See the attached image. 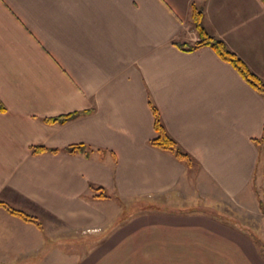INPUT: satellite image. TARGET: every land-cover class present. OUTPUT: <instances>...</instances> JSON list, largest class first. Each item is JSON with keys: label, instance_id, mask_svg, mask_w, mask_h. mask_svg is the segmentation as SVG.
<instances>
[{"label": "crops", "instance_id": "obj_1", "mask_svg": "<svg viewBox=\"0 0 264 264\" xmlns=\"http://www.w3.org/2000/svg\"><path fill=\"white\" fill-rule=\"evenodd\" d=\"M192 5L264 83L261 0H0V203L40 224L0 207V264H264L246 223L190 208L264 204V96L179 48L200 40ZM151 106L192 169L149 144Z\"/></svg>", "mask_w": 264, "mask_h": 264}, {"label": "trees", "instance_id": "obj_2", "mask_svg": "<svg viewBox=\"0 0 264 264\" xmlns=\"http://www.w3.org/2000/svg\"><path fill=\"white\" fill-rule=\"evenodd\" d=\"M264 4V0H261ZM191 19L193 22L194 29L196 33L198 34L200 40L196 42L193 45H188V44H181L179 45V48H181L184 51H195L201 47H210L214 50V52L217 54V56L223 60L226 63H229L235 71L243 78V80L249 84L257 93L261 94L264 96V83L262 82L261 79H259L256 75H254L248 68L247 66L240 60L235 54L230 52L225 44L210 36L205 28L201 24V19H202V12L198 8H196L194 5L191 6ZM0 111H4L3 105L0 103ZM151 111L153 113V118H154V130L156 133V137L149 142V144L157 148L161 151L169 152L171 153L178 161L182 162L185 164L189 169L193 168V163L189 156L182 152L180 148L177 146L175 141L169 137L167 134L159 113L157 109L153 106H151ZM82 115L81 113H73V114H68L56 118H46L44 119V122L47 124H65L68 121H71L78 116ZM261 141H264V125H263V136ZM256 143H259V141H256ZM64 151L68 154H84L86 157L88 156L89 148H87L84 145H74V146H69L64 149ZM33 154H42L46 152L50 153H57L58 150L55 149H47L44 147H33L32 148ZM90 190L93 192V198L97 200H105L109 199L110 197L105 194L102 191V188L100 187H90ZM0 207L5 209L9 214L20 218L22 221L26 223H31L36 225L38 228H40L39 222L36 220V218H33L21 211L15 210L9 205L0 203Z\"/></svg>", "mask_w": 264, "mask_h": 264}, {"label": "rangeland", "instance_id": "obj_3", "mask_svg": "<svg viewBox=\"0 0 264 264\" xmlns=\"http://www.w3.org/2000/svg\"><path fill=\"white\" fill-rule=\"evenodd\" d=\"M211 196H207V198L197 196L195 197L194 202L190 205L191 210L194 211H202L204 213H208L209 215H217L220 218H235L242 220L246 223L251 231L262 241H257V243L261 246V250L264 252V204L262 202V196H257L256 200L252 198L251 202H248L246 206H243V209L235 207V205H231L230 203H217L213 200H210ZM197 199V200H196ZM159 204H152L148 207L138 209H154L161 208L164 205H172L169 200H166L164 197L160 198ZM129 211L122 213L120 218H125L126 215H129ZM68 247L76 248L75 243L67 244Z\"/></svg>", "mask_w": 264, "mask_h": 264}]
</instances>
